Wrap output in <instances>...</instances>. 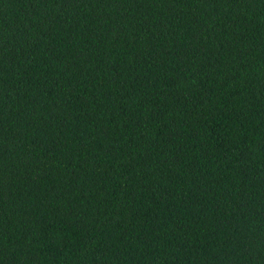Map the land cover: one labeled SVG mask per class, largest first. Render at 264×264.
Wrapping results in <instances>:
<instances>
[{
  "label": "trees",
  "instance_id": "1",
  "mask_svg": "<svg viewBox=\"0 0 264 264\" xmlns=\"http://www.w3.org/2000/svg\"><path fill=\"white\" fill-rule=\"evenodd\" d=\"M0 264H264V0H0Z\"/></svg>",
  "mask_w": 264,
  "mask_h": 264
}]
</instances>
